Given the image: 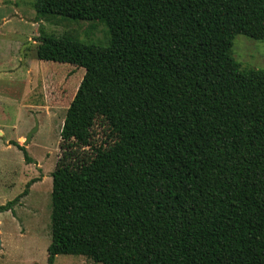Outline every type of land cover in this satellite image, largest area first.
Returning a JSON list of instances; mask_svg holds the SVG:
<instances>
[{
  "label": "trees",
  "instance_id": "obj_1",
  "mask_svg": "<svg viewBox=\"0 0 264 264\" xmlns=\"http://www.w3.org/2000/svg\"><path fill=\"white\" fill-rule=\"evenodd\" d=\"M102 25L105 47L40 31L35 57L82 68L51 173L50 244L100 264H264V0H33ZM105 140L94 144V129ZM30 164L25 148L9 142ZM36 180L0 206L12 210Z\"/></svg>",
  "mask_w": 264,
  "mask_h": 264
},
{
  "label": "rangeland",
  "instance_id": "obj_2",
  "mask_svg": "<svg viewBox=\"0 0 264 264\" xmlns=\"http://www.w3.org/2000/svg\"><path fill=\"white\" fill-rule=\"evenodd\" d=\"M33 0H0V206L25 189L11 211L0 213V264H47L50 244L51 173L60 156V130L65 112L84 75L82 68L40 61L35 57L38 36L69 32L84 44L105 47L102 25L57 23L38 19ZM16 3V5H15ZM23 21H19V14ZM232 57L242 68L264 70V41L237 35ZM26 146L23 143L33 130ZM94 144L105 140L95 126ZM25 148L31 163L9 142ZM53 264H100L80 255H57Z\"/></svg>",
  "mask_w": 264,
  "mask_h": 264
},
{
  "label": "water",
  "instance_id": "obj_3",
  "mask_svg": "<svg viewBox=\"0 0 264 264\" xmlns=\"http://www.w3.org/2000/svg\"><path fill=\"white\" fill-rule=\"evenodd\" d=\"M35 131V129H33L28 135H27V137H26V140H25V142L23 143V146H26L27 144H28V142H29V140H30V138H31V136H32V133Z\"/></svg>",
  "mask_w": 264,
  "mask_h": 264
},
{
  "label": "crops",
  "instance_id": "obj_4",
  "mask_svg": "<svg viewBox=\"0 0 264 264\" xmlns=\"http://www.w3.org/2000/svg\"><path fill=\"white\" fill-rule=\"evenodd\" d=\"M15 5H16V3H15ZM16 16L19 18V21H23L22 17L20 16V13L19 14H16Z\"/></svg>",
  "mask_w": 264,
  "mask_h": 264
}]
</instances>
